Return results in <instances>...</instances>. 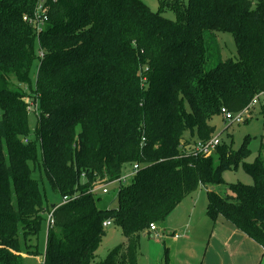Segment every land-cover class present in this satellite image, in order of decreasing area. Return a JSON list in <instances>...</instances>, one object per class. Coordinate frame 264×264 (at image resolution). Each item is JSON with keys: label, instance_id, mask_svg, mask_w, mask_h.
<instances>
[{"label": "trees", "instance_id": "trees-1", "mask_svg": "<svg viewBox=\"0 0 264 264\" xmlns=\"http://www.w3.org/2000/svg\"><path fill=\"white\" fill-rule=\"evenodd\" d=\"M158 1L174 20L141 0H45L37 39L23 21L37 0H0V264H24L37 252L32 239L45 212L53 225L42 264H137L150 224H164L185 197L220 185L221 172L239 164L253 184H229L222 194L208 188L206 214L230 223L264 258V157L245 162L248 138L207 157L186 149L212 138L221 109L239 113L264 93V0ZM215 32L232 35L235 59H221ZM35 61L26 96L20 85L31 91ZM27 97L37 105L39 160ZM134 164L117 207L102 209L93 191ZM35 170L66 203L43 206ZM107 220L126 245L96 263Z\"/></svg>", "mask_w": 264, "mask_h": 264}, {"label": "rangeland", "instance_id": "rangeland-1", "mask_svg": "<svg viewBox=\"0 0 264 264\" xmlns=\"http://www.w3.org/2000/svg\"><path fill=\"white\" fill-rule=\"evenodd\" d=\"M152 12H160L165 18L174 20V14L168 8L161 7L158 0H141ZM184 3L187 0H181ZM253 4L257 0H250ZM214 45L221 59H235L237 57L236 44L231 34L224 32H215L213 39ZM38 63L35 61L29 71V83L31 91L25 89L24 84L20 85L26 96H33L35 88V76L38 71ZM28 85V83H27ZM30 106L28 113V140L33 144L37 158H40V148L36 141L34 130L36 128L37 116L35 112V101L32 97H27ZM213 126V137H217L220 145H225L232 150H237L248 138L246 143L250 155L245 160L246 163H252L261 153L264 157V93L258 95L257 104L252 107L244 117V122L240 124L225 123L221 116H214L210 121ZM192 146V145H191ZM190 147V146H189ZM186 148V147H185ZM217 149V148H216ZM219 155H214V159ZM34 165L31 164V168ZM129 172V171H128ZM33 177L39 181L41 193L43 195V206L52 209L53 206L62 202L61 197L52 192L47 182L40 180L37 170L33 172ZM221 184L208 187L200 186L193 195H202V201L198 204L192 222H189L187 215L171 216V222L156 224V237L149 234H140L138 248L136 252L137 264H200L203 254L209 255L210 259L206 264H264L262 249L238 231L230 223L226 222L220 216L214 221L206 214L207 199L205 193L208 188L217 193L227 191L229 184L241 183L252 185V178L245 173L241 164L235 170H224L220 174ZM132 179H127L126 185L130 184ZM118 185H109L108 194L100 196L99 206L110 210L117 207L115 199ZM192 206V204H191ZM173 217V218H172ZM48 212L43 214V221L36 237L32 239V244L36 248V253L24 256V264H42L47 228ZM182 225V227H181ZM181 234V238L174 242L173 233ZM126 245L125 237L119 227L110 223L104 228L99 248L95 253V262L103 261L108 253L115 247Z\"/></svg>", "mask_w": 264, "mask_h": 264}, {"label": "built area", "instance_id": "built-area-1", "mask_svg": "<svg viewBox=\"0 0 264 264\" xmlns=\"http://www.w3.org/2000/svg\"><path fill=\"white\" fill-rule=\"evenodd\" d=\"M44 1L45 0H37L36 5H35V9H34L32 15L31 16H25L23 18V21L31 27V29L34 32L37 39H38L41 31L43 30L45 23L47 22V16H46L47 8L44 4ZM38 57L39 58L43 57V54L41 51L38 53ZM257 98H258V95L255 96L252 99V101L239 113H232L225 108L221 109L220 115H221L222 119L225 121V123H229L230 125L231 124H240V123L244 122L245 115H247L249 113L250 109L257 104ZM34 107H35V112L37 115L36 102L34 104ZM218 145H220L219 139L217 137H213V138H210L209 140H206V141H197L192 146L187 147L186 149L190 150L189 152L193 155V157H197V156L207 157V156H211L215 152ZM137 170H138V166H137V164H134L131 167L129 172L125 173L117 181L114 182L115 183L114 185H118L116 193L118 192V189L120 186H126L127 179H133L135 177ZM109 185H111V184H109ZM109 185L107 184V185H103L101 187H98L93 192L94 193H100L102 195H106V194H108L107 187ZM66 202H67L66 198H63L61 203L64 204ZM109 224H110V221L107 220L103 223V226L106 227ZM52 225H53V220H52L51 213H50L48 215V219H47V229L52 227ZM156 233H157V226L155 224H150L148 229L146 230V234H149L152 237H156L155 236Z\"/></svg>", "mask_w": 264, "mask_h": 264}, {"label": "crops", "instance_id": "crops-1", "mask_svg": "<svg viewBox=\"0 0 264 264\" xmlns=\"http://www.w3.org/2000/svg\"><path fill=\"white\" fill-rule=\"evenodd\" d=\"M128 171H130V169ZM128 171H126V173ZM194 193H192V194L188 195L187 197H185L178 204V206L171 212V214H169V216L167 217L166 221L169 220V222H171L170 221L171 220V216H175L174 214H176L177 218H179V216H183V215L186 214L188 221L189 222H192V217L194 216L195 210H196L198 204L201 203V201H202V195L199 194L198 196H195L194 197V195H193ZM205 195H206V193H205ZM206 199H207V196H206ZM191 204H192V206H191ZM166 221H165V223H166ZM166 224H168V221H167ZM181 227H182V225H181ZM181 235H182V233L177 235L175 232L172 234V237L174 238L175 244L177 242L175 240L180 239L181 238ZM201 259H202V261H200V264H206V261L209 260L210 257H209V255L206 252V254H203V256L201 257ZM222 264H224V261L222 262Z\"/></svg>", "mask_w": 264, "mask_h": 264}]
</instances>
